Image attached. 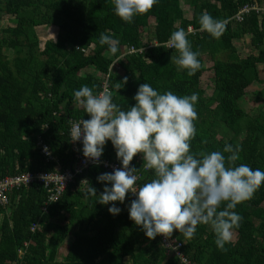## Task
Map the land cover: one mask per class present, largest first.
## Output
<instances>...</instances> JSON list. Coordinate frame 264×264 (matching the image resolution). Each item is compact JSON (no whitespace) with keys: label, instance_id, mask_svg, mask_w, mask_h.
Returning <instances> with one entry per match:
<instances>
[{"label":"trees","instance_id":"trees-1","mask_svg":"<svg viewBox=\"0 0 264 264\" xmlns=\"http://www.w3.org/2000/svg\"><path fill=\"white\" fill-rule=\"evenodd\" d=\"M181 4L191 8L187 17ZM246 5L264 7V0H159L150 11L126 23L115 14L112 0H0V22L5 16L11 19L0 37V179L69 168L73 162L70 123L90 118L75 102L74 92L82 85L100 92L101 80L112 64L109 91L123 109L135 104L133 97L144 82L160 92L198 93L197 134L191 151L242 146L236 163L264 169L262 108L252 114L242 105L249 87L264 83L260 78L264 73V14L251 11L238 21L235 16ZM205 10L224 22L220 37L200 30L199 17ZM189 26L188 39L201 61L194 75L180 70L175 63L177 50L165 46L172 32L181 27L187 31ZM37 27L57 29L55 39L45 41L43 48ZM101 33L119 40L115 55L107 45L99 44ZM244 40L255 55H238L235 42ZM150 43L157 45L120 58L130 46L144 48ZM221 54L226 59L217 57ZM203 56L212 61L209 96L202 87ZM44 126L48 127L45 132ZM38 137L57 163L47 162L40 153ZM102 158L120 163L111 141ZM129 166L141 173L139 184L153 178L151 170L143 167L142 154L134 156ZM102 173L108 172L89 167L56 202L47 205L46 213L42 186L13 189L7 211L0 208V264H182L177 256L168 255L159 236L148 239L129 219V195L122 204L116 202L121 208L118 215L109 213L111 205L98 202L105 187L97 180ZM89 186L96 189V196L88 194ZM263 204L264 184L252 199L237 205L235 211L243 219L224 250L216 246L207 224L198 225L191 239L179 232L171 237L182 243L181 252L192 264H264ZM34 222L39 230L32 233ZM61 247L64 255L58 253Z\"/></svg>","mask_w":264,"mask_h":264},{"label":"clouds","instance_id":"clouds-1","mask_svg":"<svg viewBox=\"0 0 264 264\" xmlns=\"http://www.w3.org/2000/svg\"><path fill=\"white\" fill-rule=\"evenodd\" d=\"M115 14L124 22L147 13L159 0H112ZM200 30L220 37L224 22L205 10L199 17ZM187 31L181 27L172 32L170 48L177 50L175 59L180 70L194 75L201 67L200 53L192 49ZM119 40L101 33L99 44L115 55ZM127 77L124 78V83ZM135 104L127 109L113 101L107 87L94 92L82 85L74 92L75 102L82 106L89 119L71 122L72 141H81L82 153L93 163H99L108 141L114 147L121 167L102 173L98 182L105 184L98 202L111 205L108 211L118 215L126 195L134 194L128 212L129 219L139 226L148 239L158 235L170 237L182 233L194 237L197 226L210 225L216 246L224 250L240 227L242 216L237 205L252 199L264 184V169L236 162L241 159L242 146L226 144L223 150L191 151L197 134L196 105L198 93L178 95L160 92L149 83H142L133 97ZM142 154L143 167L153 178L137 184L135 167H129L134 156ZM227 154V155H226ZM89 195L96 189L89 186Z\"/></svg>","mask_w":264,"mask_h":264},{"label":"built area","instance_id":"built-area-1","mask_svg":"<svg viewBox=\"0 0 264 264\" xmlns=\"http://www.w3.org/2000/svg\"><path fill=\"white\" fill-rule=\"evenodd\" d=\"M251 11H254L258 15L264 14V7H258L256 5H250V6H244L242 7L238 13L236 14L235 18L238 21H241L243 19V15L250 13ZM157 44H149L148 46L144 48H134L133 46H130L126 52L120 56L124 57V55H132L136 53H143L148 48H151L153 46H156ZM165 46L170 49L168 43L165 44ZM114 60L113 63H115ZM112 64L108 70V72L105 74V76L102 78V90H104L105 87L109 89L108 86V79L111 74ZM78 121V120H77ZM74 122V121H71ZM48 129L47 126H44L43 132H45ZM71 130V123L69 127V139H70V148L69 151L73 154V162L69 166V168L62 170L59 167H56L54 171H48V172H35V173H25V174H18L14 176H7L2 179H0V208L2 211L6 212L8 209V206L10 204V192L15 188L20 187H29L32 184H38L42 186V188L46 192V202L44 207L42 208L43 213H46V207L48 204L52 202H56L66 189L69 183H71L76 177L81 176L84 171H86L89 167H100L101 169L105 170L108 173L113 172L115 169L120 168L122 165L121 163L117 162L114 159H104L100 158V162L93 163L90 159H87L83 156L82 153V143L81 141H72V136L70 134ZM37 146L40 149V153L46 158L47 162H56V159L51 154V151L46 143L43 142L41 137L37 138ZM130 167V166H129ZM145 169V168H144ZM138 176L137 184H139V180L141 178V173H136ZM129 199L132 202L136 197L134 194H128ZM39 230V224L38 223H32L30 226V231L34 233L35 231ZM161 239V242L166 249L168 255L173 254L177 256V258L180 260L182 264H192L189 259L181 252L182 243L175 237H165L163 235H158ZM22 251H19V255H22Z\"/></svg>","mask_w":264,"mask_h":264},{"label":"rangeland","instance_id":"rangeland-1","mask_svg":"<svg viewBox=\"0 0 264 264\" xmlns=\"http://www.w3.org/2000/svg\"><path fill=\"white\" fill-rule=\"evenodd\" d=\"M182 9H183V13L184 15L187 17L188 15L191 14V8L188 7L185 4H181ZM11 26V19L9 17H3L1 22H0V37H1V29L5 28V27ZM37 36L40 39V47H44L43 44L45 41L49 40V39H55L56 37V33H57V29L55 27H50L49 30H47L44 27H37L35 29ZM235 46L237 47V52L238 55L241 58H245L247 57L249 54H256V52L254 51V49L249 48L246 44V41H242V42H235ZM218 58H220L221 60L226 59V57L221 54L217 56ZM205 64V71L203 72L202 75V87H204L206 89V95L209 96L211 94V86L208 85L209 84V78H210V72H209V68L211 67V63L212 61H209L208 58L206 56H203ZM264 73L260 74V78L263 79L264 78ZM210 86V87H209ZM264 90V83L260 84V83H253L248 91H247V98H245L246 104L244 102H242V105L244 106V108L246 109L247 112L254 114L256 111H260L259 107H261V112L264 114V96H260L259 97V92ZM256 97L261 98V100L258 101V103H256ZM264 208V204L262 205ZM235 236L233 235V238ZM64 245V244H62ZM60 255H64L65 254V250L63 247L60 248L59 252Z\"/></svg>","mask_w":264,"mask_h":264}]
</instances>
